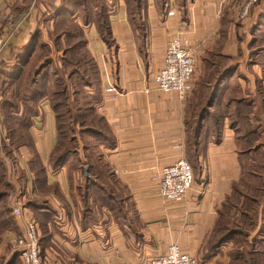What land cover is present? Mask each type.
<instances>
[{
  "label": "crops",
  "instance_id": "1",
  "mask_svg": "<svg viewBox=\"0 0 264 264\" xmlns=\"http://www.w3.org/2000/svg\"><path fill=\"white\" fill-rule=\"evenodd\" d=\"M101 1L91 0L90 7L104 11L108 39L99 33L96 22L82 20L77 11L70 15L81 27L95 65L96 82L85 88L106 127L105 137L96 144L93 163L85 165L84 173L69 162L51 167L49 155L57 131L54 111L49 99L43 97L30 133L45 167L48 188L33 190L28 165L32 152L26 145L12 152L16 164L9 162L3 147L10 141L5 131L0 159L6 165L7 178L17 190L26 191L27 196L20 195L23 205L27 197L47 203L44 215L49 219L42 249L49 264H148L171 243L201 256L243 175L245 155L239 148V133L231 124L233 110L240 99L264 95V50L253 58L249 55L257 41V33L253 35L251 29L262 8L252 3L247 14L239 17L245 0ZM136 1L138 14L133 16L131 6ZM61 4L62 0H0V33L7 36L0 68L11 69L35 29L40 39L51 43L57 31L49 15ZM257 32L264 35V17ZM172 36L190 47L195 57L193 87L184 100L173 91H160L154 80ZM214 67H219L218 75H222L216 86L221 101L207 109L200 128L189 137V103L201 101L208 93L205 89ZM109 84L120 94L107 92ZM178 158L191 163L194 180L183 201H166L158 195L151 175ZM15 171L22 184L15 182ZM24 208V214L33 217L31 210ZM17 223L23 227L22 216ZM15 231L6 229L0 245L8 238L11 241ZM12 251H0L1 263ZM202 259L211 258L202 255Z\"/></svg>",
  "mask_w": 264,
  "mask_h": 264
},
{
  "label": "trees",
  "instance_id": "2",
  "mask_svg": "<svg viewBox=\"0 0 264 264\" xmlns=\"http://www.w3.org/2000/svg\"><path fill=\"white\" fill-rule=\"evenodd\" d=\"M98 2L96 0V3ZM90 4L91 0H62V4L55 8V13L52 12L49 15V18L54 19L57 31L52 44L55 47V51L62 52V56L59 59L63 66L68 67L67 71L66 68H63V71H66L67 79L77 75V78L83 82V87L96 82L95 65L85 47L83 31L79 24L73 22L70 15L77 11L82 20L96 22L97 30L105 39L109 37L104 11L102 9L93 11ZM137 4V1L132 2L130 15L136 16L138 14ZM254 4H258L262 11L251 29L253 35L257 33L263 21L264 0H256ZM38 33L37 29L32 31L29 41L23 46L21 52L16 55L11 69L0 68V94L3 96L1 105L2 123L10 139L9 144L3 146L9 156V162L12 165L16 164L17 159L12 155V152L19 146L26 145L29 147L32 152V158L29 160L28 165L33 174V190L44 191L48 188L44 175L45 167L36 153L30 133L32 118L38 112L37 105L41 98L47 97L54 111L57 141L49 155V164L53 168L69 162L72 168L79 169L84 173V166H90L95 159L96 144L105 137L106 127L101 116L94 110L91 101L85 103L83 94L82 101L79 102L76 97H70L66 94V88L62 87L61 91H59L60 89L53 91L51 85L49 86L52 78L50 68L54 61L51 59V55L45 53L47 43L41 41L42 39H40L41 37ZM60 36H63V40ZM61 40L64 44H62ZM260 41L251 45L256 55L264 50L262 45L264 35ZM79 51L82 54L78 55ZM211 71L209 74L211 82L208 89H205V92L208 91V93H205L206 95L202 98L199 106L196 130L200 128V121L205 118L204 114L207 109L213 106V103L221 101V96L218 95L217 99L216 86L220 83L222 75H218L219 67H214ZM53 74L57 75V72ZM58 77L62 78V83L63 77ZM213 80L215 82L212 87L211 83ZM55 94H58L56 96L61 98L59 101L54 98ZM72 94L76 96L78 91L74 90ZM251 101H253L252 104ZM231 118V124L237 131L241 126L238 131L239 148L242 155H245L244 158L251 161L250 169L245 168L246 165L243 161V175L239 182V185L245 187L247 191H242L238 185L234 188V193L242 194L245 204L244 209H240V211L241 216L247 220L243 221V219L239 220L240 218H238L235 225H240L241 227H243L242 224L244 223L249 225L247 231L243 232L242 230L241 233L249 237L250 240H246L249 248L241 250L236 248L233 249L231 254L233 259L237 260L236 264H264L262 259L264 250L257 247L258 244L264 243V239H262L263 237L259 239L253 234L261 233L264 235V175L260 172L256 173L257 170L255 169L257 167L254 165L257 158L264 157V154L261 153L264 150V95H257L255 100H252V98L238 100ZM70 129L72 134L67 139L65 132ZM78 139L84 141L83 159L78 157L79 150L76 143ZM260 168L263 167L260 166ZM20 180L21 178L17 177L15 182L21 183ZM17 193L16 184L7 178L6 165L0 159V241L2 233L6 229H17V222L11 214V205ZM20 193L27 196L24 189L20 190ZM232 195L228 197L223 208L226 207ZM46 205L45 200L36 197H27L24 202V206L31 210L33 219L38 226L40 256L42 259H44L42 235L47 232L46 223L49 219L47 215H44L46 213ZM224 215L225 212L222 209L207 240L208 243L212 242L213 249H216L223 242L240 232L235 226H227L228 224L225 223L227 218ZM14 263L21 264L19 252L15 250L12 251L11 256L5 262L1 263L0 261V264Z\"/></svg>",
  "mask_w": 264,
  "mask_h": 264
},
{
  "label": "built area",
  "instance_id": "3",
  "mask_svg": "<svg viewBox=\"0 0 264 264\" xmlns=\"http://www.w3.org/2000/svg\"><path fill=\"white\" fill-rule=\"evenodd\" d=\"M256 0H245L239 9V17H244L250 5ZM7 36L0 33V64ZM195 70V57L190 47H185L181 40L172 36L164 50V64L154 75L160 91H173L180 100L187 98L193 87L192 77ZM106 91L113 96L120 94L113 84ZM1 103V97H0ZM5 129L0 112V143L4 140ZM151 180L156 184L158 195L171 202L183 201L191 187L194 175L191 163L185 158H178L172 164L164 165L154 171ZM11 212L24 219V234L18 238L15 251L19 252L21 264H46L40 256L38 226L33 217L24 214V205L19 194L15 197ZM25 215V216H24ZM12 241V239H11ZM17 264V263H14ZM148 264H199L197 258L183 251L176 243L169 244L164 251L149 259Z\"/></svg>",
  "mask_w": 264,
  "mask_h": 264
},
{
  "label": "rangeland",
  "instance_id": "4",
  "mask_svg": "<svg viewBox=\"0 0 264 264\" xmlns=\"http://www.w3.org/2000/svg\"><path fill=\"white\" fill-rule=\"evenodd\" d=\"M98 1H99L98 2L99 4L102 3L101 0H98ZM237 21H240V19H238ZM256 35H257L256 37L258 39L256 42H258L261 39H263V35L258 34V32H257ZM44 39L42 38L41 41L47 43ZM52 41H53V39H51V43L50 44L47 43V46H45L46 47L45 53L47 55L48 54L51 55V59L54 61L52 66H51V68H50V70H51L50 72H52V78L50 80L49 86L51 85V88H53V91L56 90V89H60L59 91H61L62 87L66 88L65 89L66 90V94L68 96H70V97H76L79 102L82 101V94H83V99L85 100V103H89V101H91V98H92L91 95L92 94L89 93V89H87V88L82 86L83 82L77 78V75L73 76L71 79H67V77L65 75L66 74L65 72L68 70V67L63 66V64L61 63V60L59 58H60V56H62V52L61 51H59V52L55 51V47L52 44ZM62 44H64L63 41H62ZM81 51L83 52V50H81ZM82 52L79 51L78 55H80V53L82 54ZM249 55H251L252 58L254 57V55H256L255 52H253L251 47H250ZM244 67H246V65H244ZM63 68H66L65 72L63 71ZM56 72H57L58 76L63 77L64 80L62 81V83H61L62 78H59L57 75L53 74V73H56ZM79 84H81V85H79ZM74 90L78 91V95L74 96L72 94V92ZM56 95H58V94H55L54 98L59 101V99H61V98H59V96H56ZM86 101H88V102H86ZM200 103H201V101H199V102H196V100L195 101H190L188 109H187V113H186V119L187 120H186V122H187V127L189 128V130H188L189 137H192V135L194 133V129L196 127V122H197V117H198ZM74 112H76V111H74ZM96 125H98V124H96ZM240 127H239V130L241 129ZM77 128H76V131L78 132ZM66 134H67V139L70 138V136L72 134L71 133V129L67 130L65 132V135ZM76 143H77V149L79 150V153H78L79 156L78 157L83 159V157H84V151H83L84 150V141H82L81 139H78V141ZM261 153L264 154V150H262ZM263 158H260V157L257 158L255 160L254 165L257 167V169H255V170H257L256 173L260 172V173H263V175H264V159ZM243 161H244V163L246 165L245 168L246 169L247 168L250 169L251 161L247 160V159H244ZM260 166L263 167V168H260ZM14 175H15V178H14L15 181H17L16 171H15ZM239 187L241 188L242 191H247V189L245 190V187H243V186H239ZM20 190L21 189L17 190V192L19 191V193H18L19 196L22 194V193H20ZM248 191H249V189H248ZM14 203H15V201H13L12 205ZM244 204H245V202L243 200L242 194L234 193V195H232V197L229 199V202H227L226 207L223 208L224 212H225L224 217L227 218L225 223L228 224L227 225L228 227H234L235 226L236 228H238L240 230V232L236 233L235 235H233L229 240L223 242L222 243L223 246L221 248H219V249L216 248L217 250L212 248V245H211L212 242L208 243V241H207L206 245L204 246V249L206 250V253L205 254L202 253V255H204L206 258H211V259H209L208 261H205L207 259H202V255L201 256H197L196 258H197L199 264H208V262H210L209 264H213V263L214 264H236L237 260H234L232 254H231L233 249L237 248L238 250H241L243 248L244 249H248L249 248V245L246 242V240H250L249 237L246 236V234H241L242 230H243V232L247 231V227L249 225H247V223L242 224V226L245 229L243 227H241L240 225L239 226L235 225V223L238 221V218H240L239 220L243 219V221H247L246 219H244L243 216H241V211H240V209H244ZM12 205H11V207H12ZM11 214H12V212H11ZM12 216L14 217L16 222H17V219L21 217V216H15L14 214H12ZM16 227H17V229L15 231V234L11 238L12 241L9 240L10 238L5 240L6 241L5 244L0 245L1 246V250L0 251L4 250V248L5 249L8 248L10 251H12V250H14V248L17 247L15 241L18 238L22 237V235L24 234V223H23V227L20 226L19 223H16ZM260 228H262V227H260ZM253 234L256 235L257 238H259V239H261V237H263L262 239H264V235H262L261 233L260 234L253 233ZM257 247L259 249H263L264 250V243L263 244H258ZM261 247H263V248H261ZM198 258H201V259H198ZM262 259L264 261V256L262 257ZM43 260L46 262V264H49V261H48V259L45 256H44Z\"/></svg>",
  "mask_w": 264,
  "mask_h": 264
},
{
  "label": "water",
  "instance_id": "5",
  "mask_svg": "<svg viewBox=\"0 0 264 264\" xmlns=\"http://www.w3.org/2000/svg\"><path fill=\"white\" fill-rule=\"evenodd\" d=\"M84 170H85V172L87 171V167L86 166L84 167Z\"/></svg>",
  "mask_w": 264,
  "mask_h": 264
}]
</instances>
